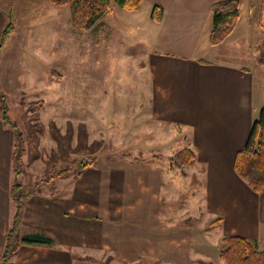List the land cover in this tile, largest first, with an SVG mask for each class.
Listing matches in <instances>:
<instances>
[{
    "label": "crops",
    "instance_id": "1",
    "mask_svg": "<svg viewBox=\"0 0 264 264\" xmlns=\"http://www.w3.org/2000/svg\"><path fill=\"white\" fill-rule=\"evenodd\" d=\"M214 1L144 0L137 11H116L126 17L130 26L119 38L132 35V44L140 38L147 48L146 62L134 60V68L147 72L146 82L138 83L127 99L122 95L119 99L132 102L134 117H145L158 127L165 122L179 127L184 141L180 149L194 150V162L180 168L172 165L171 154L151 159L134 156L127 163L101 155L96 166L86 168L77 177H65L64 183L53 184L54 189L31 191L25 200L21 233L46 234L54 239V245H22L12 257V264L170 260L173 255L165 247L170 244L173 229L176 233L189 229L186 217L185 227L179 229L159 224L157 214L165 196L176 192L181 196L177 187L175 192L170 191L180 177L202 183L196 196L200 209L195 229L204 227L210 235L221 229L219 239L240 235L264 245V192L252 190L234 169L235 155L245 145L264 105V0H240L241 18L236 29L223 43L212 46L209 35ZM36 5H48L57 17L59 6L49 0H0V85H11L12 80L22 85L29 82L27 75L14 74V66L9 73L6 65L15 59L6 53L12 46L26 48L24 36L33 35L14 30L3 44L1 35L8 23L34 18ZM155 5L163 7L160 22L151 17ZM258 38L263 39L259 46L263 47V57L259 61L255 54L248 64L240 57L233 58L235 50L258 51ZM230 47L234 48L232 53L227 50ZM51 58L57 60V49ZM147 131L152 134L148 140H153L155 127H147ZM168 131L163 127L160 141L167 139L170 147ZM15 137L0 113V262L14 213L10 189ZM183 211L189 214L187 206ZM216 219L220 221L207 228ZM192 229L193 226L189 231ZM177 254L175 259L183 260Z\"/></svg>",
    "mask_w": 264,
    "mask_h": 264
},
{
    "label": "rangeland",
    "instance_id": "2",
    "mask_svg": "<svg viewBox=\"0 0 264 264\" xmlns=\"http://www.w3.org/2000/svg\"><path fill=\"white\" fill-rule=\"evenodd\" d=\"M45 6H35L34 18L12 23L14 30L33 36H24L28 42L26 48L19 50L12 46L7 50V57L15 60L10 59L6 67L12 74L11 67L14 66V74L27 75L29 82L24 81L27 83L22 85V82L16 84L12 80L11 85H0V91L5 95L0 107H7L9 119L24 135L25 156L18 180L23 183L25 191L54 189L55 183L59 185L66 181L65 177H77L80 160L95 156L114 157L127 163L134 156L151 159L177 152L184 145L179 127L173 123H161L169 130L166 134L172 139L169 147L167 139L160 141L164 137L163 127L148 123L145 117H134L132 102L119 99L121 95L127 99L134 87L146 82L147 78L145 69L134 68V60L146 62V45L140 38L132 44V35L119 38L120 33L130 27L126 17L116 12L121 8L112 3L110 12L92 28L80 29L73 24L70 6H59L56 18L55 10ZM38 8L42 9L40 13ZM262 40L257 39L258 51L255 53L247 52L245 48L241 52L235 50L233 58L240 57L248 64L255 54L259 61L263 57L260 53L263 47H259ZM120 41L127 43L126 46H120ZM55 49L58 50L57 60L51 58ZM233 49L227 48L229 53ZM35 82L41 84L34 85ZM0 113L2 115L1 108ZM80 125H84L88 135L87 141L83 140L84 145L90 146L93 141H98L90 150L84 146L77 149ZM151 126L155 127L156 134L153 140H148L152 134L148 133L147 127ZM62 169L66 172L58 175ZM186 179L180 177L171 185L170 191L175 192L177 187L181 196L177 192L171 197L165 196L158 206L159 224L179 229H183L185 223L186 228L193 226L192 231H171L170 244L165 247L173 255L171 259L144 258L136 262L108 259L106 264H222L219 259L222 230H213L210 235L204 227L195 229V216L200 209L196 205V196L202 183L192 178L186 183ZM184 206L189 214L184 213ZM212 221L207 228L213 227ZM258 247L262 249L264 245L258 244ZM139 249L143 250L142 247ZM177 253L183 260L178 262L175 259Z\"/></svg>",
    "mask_w": 264,
    "mask_h": 264
},
{
    "label": "trees",
    "instance_id": "3",
    "mask_svg": "<svg viewBox=\"0 0 264 264\" xmlns=\"http://www.w3.org/2000/svg\"><path fill=\"white\" fill-rule=\"evenodd\" d=\"M57 6L68 5L72 9L73 24L80 29L92 28L105 14L112 9V3L127 11L139 10L144 0H49ZM212 28L209 35V42L212 46L223 43L236 29L240 18V0H216L211 4ZM163 16V7L155 5L151 17L160 22ZM14 25L8 23L2 31L1 44L13 33ZM0 101H5V95L0 91ZM2 119L6 125L15 128V142L12 150V163L15 178L13 179L10 193L14 202V213L10 227L5 237V245L1 255V264H12V257L19 251L22 245L53 246L54 239L43 233L33 232L22 234L21 224L24 212L25 200L30 192L25 191L23 183L18 180L22 173L23 158L25 156L24 135L16 124L12 123L7 115V107H0ZM57 139V138H56ZM88 135L84 125L79 127L78 148L84 146L91 149V146L83 144L87 141ZM99 148V146H98ZM161 157V156H160ZM159 157V158H160ZM196 158L194 150L184 147L175 152L171 157L174 166L185 168L192 164ZM98 157L80 160L79 176L86 168L96 166ZM234 169L242 179L256 193L264 192V105L259 116L252 123L249 136L243 148L235 155ZM62 169L58 175L66 172ZM220 219L212 221L215 225ZM219 259L222 264H264V247L260 249L257 243L240 235H226L221 238ZM213 264V263H209Z\"/></svg>",
    "mask_w": 264,
    "mask_h": 264
}]
</instances>
